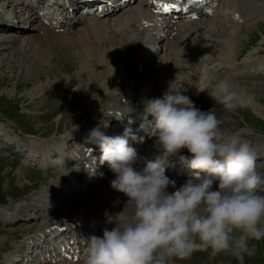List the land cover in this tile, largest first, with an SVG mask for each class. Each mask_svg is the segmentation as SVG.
I'll list each match as a JSON object with an SVG mask.
<instances>
[{
  "label": "clouds",
  "instance_id": "obj_1",
  "mask_svg": "<svg viewBox=\"0 0 264 264\" xmlns=\"http://www.w3.org/2000/svg\"><path fill=\"white\" fill-rule=\"evenodd\" d=\"M186 90L168 86L159 96L141 97L135 133L125 128L123 135L109 136L100 125L89 130L86 142L98 146L99 163L113 173L109 186L126 200L118 213H105L111 228L81 238L83 264H171L203 250L251 255L249 242L264 238V192L258 191L264 177L256 169L257 152L239 133H222L212 108L195 107L182 94ZM198 91L226 112L251 100L229 76ZM133 136L152 140L151 158L138 157L128 142ZM173 159L187 170L179 186L165 175ZM94 165L93 159L90 172Z\"/></svg>",
  "mask_w": 264,
  "mask_h": 264
},
{
  "label": "rangeland",
  "instance_id": "obj_2",
  "mask_svg": "<svg viewBox=\"0 0 264 264\" xmlns=\"http://www.w3.org/2000/svg\"><path fill=\"white\" fill-rule=\"evenodd\" d=\"M246 1L224 0L222 3V7L236 4L235 6L239 5L242 7L243 5L244 8H248L249 4H251L248 10H251L254 17L246 24L240 25V29L236 25L225 22L218 23L214 27L212 23L215 24L217 22L215 19L218 18L214 16L208 18L207 21L209 22L203 25L206 27L212 26L210 34H207V32L196 34L194 28H189L187 31H184L181 43V45L183 44L182 53L176 52V55L174 54V57L171 56L172 58L169 57L170 61H168V65L173 69L177 79L173 81L171 76H169L167 83L163 86V90L168 86L171 88H186L187 90L182 94L189 96L194 102L195 107L201 110H209L212 108L217 117L221 119L220 131L222 133H239L243 138L249 140L253 149L257 152L256 169L262 176L264 174V70H262L264 69V2H262L256 12H253L254 9H252V6H255L258 1L248 0L249 4L245 3ZM125 15V13H121L117 17L114 16L113 19L119 22ZM35 32L32 28L13 33L0 32V39L3 37L17 38L26 35L29 36L28 41L30 43L22 47L20 40L4 46L1 45L4 42H0V128L11 135L12 139L24 140L30 143V145L32 143L36 145L42 141H46L47 143L58 141L56 139L60 138V135L64 133L69 136L63 135L62 138L64 136L73 137L79 124L85 121L94 122L95 119L99 120L105 116L106 112V108L102 106H97L96 109L93 108L95 104L98 105V102H100L98 101L99 99H96L97 96L95 94L97 88L95 87L101 83V78L103 77L102 69L97 73L93 68L82 65V44L77 45L69 42H66V44L65 42L60 45L57 44L55 40L68 37L69 34L67 32H65L66 34H57V39L55 40L48 37L46 41L38 40L32 43L31 41L36 37ZM227 32H230L232 36H226L228 40L226 43L221 44L219 49H221V53L228 51V54L220 55L219 58L222 59L223 63L216 62L215 64L233 68L244 62L252 63L253 61L254 65H258L255 67L259 71L261 70L259 76L255 78L232 77V81L238 84L241 90L251 97L250 102L246 106L237 108L233 112L224 111L220 105L214 103L206 91H198V89L203 87L202 85L194 83L195 79H201L202 75H204L202 79L208 78L210 80L225 76V72L221 69L222 66L220 67L222 72L212 64V68L209 67L208 70L201 60L206 57V53L209 50L215 49L211 41L214 42L215 39L224 40V34L227 35ZM47 40L52 41L49 43ZM204 43L208 44L205 48L203 46ZM53 44L56 45L53 46ZM116 48L121 47L119 44H116ZM124 48L125 46L121 49ZM110 51L111 49H108V52ZM165 52L168 53V51L162 50L156 56V59H158L153 60L152 65H155ZM34 55H39L40 58L43 56V59L35 60L31 58ZM190 58L194 60H192V63L188 61ZM119 60L120 57L117 58L114 55V62H120ZM196 60H198V63ZM195 62L197 63V67H195ZM206 63L208 64L209 62L206 61ZM127 66L126 68L125 66L122 68L120 63V68L117 67V70L120 73H122L121 70L123 72H131L133 68L127 71L129 69ZM146 66L144 65V67ZM200 68L209 73L204 72L201 74L200 71L203 70ZM187 71L191 72L189 73L191 75L192 73L194 74L195 79L192 78L194 87L191 84L192 80L187 79L188 76L185 75ZM91 73L94 74L92 75ZM225 74L226 76H235L230 73ZM115 77L118 79L117 75ZM121 79L125 80L126 75H122ZM144 87L142 85L139 91H144ZM108 88L109 91L113 92V95H116L117 88L115 89V86ZM112 88L115 90H112ZM119 90L120 86L118 87V92ZM102 94L105 95L106 92ZM91 95L94 100L89 98L88 101L87 99ZM142 96L148 97L145 94ZM112 103H110V106ZM10 112L13 113L11 114ZM18 115H21V117H16ZM31 130L37 132L36 136L47 134L42 137L49 138L39 141L40 139L38 140V137L30 135L33 134L32 132H27ZM148 147L155 150L151 139ZM138 157H143V153L138 154ZM25 160L27 158L24 156L17 155L13 150H9L3 138L0 140V212L9 213L10 210H17L20 205L30 207V203L35 201L37 197L43 196L44 194L45 196L49 195V191L51 189L54 190V186H56L61 174L74 169L73 167L67 166H59L49 170L46 168H36L31 165H25ZM184 179L185 177L175 179L177 186ZM107 180H102L96 188H93L94 191L96 192L99 188L109 184ZM93 189L90 190V193L94 192ZM62 194V192L55 193V196L46 197H48L47 199L51 203L52 200H58V197L64 196ZM119 194L124 196L120 192ZM123 199L125 201L126 197ZM60 200L64 202L63 198ZM70 201L71 199L69 198L68 204ZM67 207L65 206L58 212H53V214H50V218L56 219L66 214L65 212L69 211ZM121 208L122 206L120 210ZM90 215L93 216L94 214L91 213ZM90 215L87 216L86 222H88V225H91L92 222L94 225L97 222L90 221ZM42 219L38 218L28 223L21 222L16 225L0 224V236H2L0 237V264H5L7 257L10 258L14 255L16 250H18V253L21 252V248L18 246H21L22 243H17V240L27 236L28 233L43 229L42 224L49 222L46 220L44 222ZM101 228L103 229V227L93 229V231L99 230L92 232V234L97 236L102 235ZM249 243L250 246L254 247L251 255H240L234 253L232 250H226L214 255L210 250L194 251L187 258L174 259L171 261V264H264V238L259 241L253 240ZM30 260V264H35L36 258L34 256L28 259V261Z\"/></svg>",
  "mask_w": 264,
  "mask_h": 264
},
{
  "label": "bare ground",
  "instance_id": "obj_3",
  "mask_svg": "<svg viewBox=\"0 0 264 264\" xmlns=\"http://www.w3.org/2000/svg\"><path fill=\"white\" fill-rule=\"evenodd\" d=\"M255 1H258V2H256L255 6H252L253 7L252 9H254L253 12H256V10L260 8V5L262 4V2H264V0H255ZM245 3L249 4L248 0ZM227 4H230V3H227ZM235 5L233 6L226 5L224 8L225 14L227 13L226 17L232 19L233 21L232 24H236V23L245 24L252 17H254V15H252L251 13V10L250 11L248 10L251 7V4H249L248 8H244L243 5H242L243 8L240 7L239 5L237 6ZM142 6L143 5L141 4L131 6L127 11H125V14H126L125 17L123 19L121 18L122 20H120L119 22L117 21L118 23L114 19L106 20L104 18L102 20L97 17L89 16V17L82 18V20L81 18L76 20V23L73 25L72 28H69V27L68 28H64V27L58 28L56 24L52 23L53 20L56 21V19L54 18V15L47 13V14H43V18L44 20L49 22L48 26L43 25L42 23L36 20H34V22L30 24L29 27L36 31L35 32L36 37L34 36L35 38L31 41L32 43L38 40L46 41L48 37L55 40L57 39V34L67 32V34H69L68 37H62L59 40H55V42L59 45L64 42L65 44L66 42L77 44V45L80 43L82 44L81 45L83 46L82 48L83 61L81 62L82 65H86V67L93 68V70L96 71L97 73L102 69L101 71H102L103 77L101 78V83L97 87H95L97 88L95 96H97L96 99H99L98 101L100 102H98L99 103L98 105L95 104L93 108L96 109L97 106H100V107L102 106L106 108V112H105V116H103V118L99 120H95L94 122H83L79 124L76 128L77 129L76 133L74 132L73 137L71 136L65 137V136H69V135H65L64 138L60 140V143L58 141L47 143L46 141L39 140V141H42V142H39V144L35 145L32 143L31 145H28V148H27L28 153L26 150H24V154H26L28 159L30 158V160H33V161L38 159V161L40 160V162L43 165H45L47 168L55 166V164L57 163V161H55V158L57 155L56 153L58 152V149H62V146H61L62 140L68 144L69 142L72 141V139L78 140L81 137H83L84 142H86V137L90 129H92L93 127H96L97 125L101 126V131L105 129L103 125L105 123L107 125L108 122H106V118L110 116V114L113 116L111 122H114L115 119L122 118L124 116L127 117L128 114H131V116L127 117V119L132 117L131 119L135 120L136 114L141 110V107H140L141 104L139 103H140L141 97H143L142 95L145 94L148 97L159 96L161 91L163 90L164 84L167 83L169 76H171L173 81L177 79L176 78L177 76L173 72V69L169 67L168 61H170L169 57L171 56L174 57V54L176 52L182 53L183 44L181 45V43L183 40L184 31H187V29L189 28L190 29L194 28L195 29L194 32L196 34H203L206 32L207 34H210V31L212 29V26H208V27L203 26V24H201V22L198 20L185 21V22L177 21L172 25H170V23L167 22L166 26L161 27L157 23L154 15L148 12L146 8ZM221 19H223L221 21H224V17H221ZM1 20L5 21V19H1ZM217 22L220 23V20H217ZM212 25L214 26L215 24L212 23ZM7 29L8 28L6 26L0 27V32H6ZM153 32H156L154 34L159 35L158 37L160 39L158 53H160V51L162 52V50L168 51V53L165 52L163 55L160 54L161 57L156 64L154 63L155 65H152V60L155 59L157 55L156 54L157 50L152 49L154 47L151 46L148 48V52L145 53L144 48H143L148 42L151 43V39L149 35H151ZM230 35L231 33H228L227 35L224 34V40L215 39L214 41L215 43L211 41L212 44L215 46V49L209 50L206 53V57L204 56L205 58L201 60L203 61L207 69L209 67L212 68V65H215L216 68L220 69L222 65H216L215 63L216 62L223 63L222 59L219 57L220 55H223V54L225 55L228 51L226 53H221L222 51L221 49H219V46H221V44L226 43V41L228 40L227 37H230ZM161 36H163V39H161ZM28 38L29 36L27 35L23 37H17V38L3 37L0 39V42H4V43H1V45L4 46L7 44H12L13 42L20 40L22 43L21 45L22 47L23 45H27L30 43L28 41ZM51 41H49V43ZM116 44H119L121 48L125 46V48L117 49ZM55 45L56 44H53V46ZM207 45H208L207 43H204L203 45L204 48ZM108 49H111V51L108 52ZM151 53L153 54L152 56H151ZM114 55L117 56V58L120 57V60H119L120 62H114ZM106 56H108V58H106ZM42 57L40 58L39 55H34L31 58L38 60V59H43ZM47 58H44V59H47ZM149 58H151L150 63L147 64L146 67H144V64L147 62V59ZM192 60L193 59L190 58L188 61L192 63ZM196 61L198 63V60ZM206 61H208L209 63L207 64ZM120 63H121L122 68L124 66L126 68L127 65L129 66L133 65L132 66L133 70L131 72H125V71L123 72L120 69L122 72L120 73L117 70V67H119ZM197 63L195 62V67H197ZM251 64H252L251 62L249 63L244 62L241 65L234 66L233 68H227L225 66H222L221 69H223V72L225 73H230L232 75L240 76V77L257 75L259 72L258 68H256L255 66H253L252 68ZM108 66L109 68H107ZM221 69L219 71L222 72ZM204 72H207V71L205 70L200 71L201 74H203ZM189 73L191 72L187 71L185 74L188 76L187 79L188 78L189 80H192V78L195 79L194 74L192 73L193 75L192 77V75ZM91 74L93 75L94 73H91ZM116 75L118 76V79L115 77ZM122 75H126V79L125 80L123 79L124 81L121 79ZM203 76L204 75H202L201 77L203 78ZM202 78L201 79L198 78V80L195 79L194 83L195 84L199 83L203 87L206 86L208 82L210 81V79L208 78L202 79ZM141 84L145 86L144 91H139V89L142 87ZM191 84L193 85V80L191 81ZM106 85H108L107 88H105ZM114 86H115V89L117 88L116 95H113V92L109 91V88H108V87H114ZM119 86H120V90L118 92ZM147 87L149 88L147 89ZM105 89L107 90L105 91ZM115 89L112 88V90H115ZM103 92H106V94L105 95L102 94ZM89 98L93 99V96L92 95L89 96L87 99L88 101H89ZM111 102L113 103L110 106ZM128 121L129 119L124 124H127ZM128 126L132 127V124L128 123ZM81 144H79V146L77 147V152H76L77 154L79 152L80 153L82 152ZM95 147L96 146H94V148ZM181 151L187 154L185 149H182ZM144 153H147V152H144ZM74 156L75 158L77 157L76 154H74ZM27 164H29V160H27ZM75 171H66L65 173L61 174L56 184L58 188L54 186L55 187V188L53 187L54 190L51 189L49 191V195H46V196L48 197L55 196V193H61L65 189L67 190L69 186H73L75 183L76 176H73L72 172H75ZM112 177H113V174L109 178V180ZM92 180L90 179L89 184L86 186L88 190L90 189V185L94 184ZM262 186L263 185H260L259 187H262ZM88 192L85 191L81 193L77 191V193H75V195H73L70 198V199H74L75 197L77 200L75 199L74 201H72L67 207L69 211L65 212L66 214L64 215H61V219L59 220L60 223L56 225L58 228H64L66 226L71 225L72 223H75L77 224L76 225L77 228H81L82 230L87 232V235H90L91 230L96 229L97 227L99 228L100 227H103V228L112 227L111 224H106L105 213H107L108 215H113L115 213H118V210L120 211V207L123 206V203H124L123 198H125V196H121L119 192L112 189L109 186V184L104 185L103 187L99 188V190L96 192L94 191L93 192L94 194L88 193ZM46 196L44 194L43 197L42 196L37 197L35 201L30 203L31 209L40 210L41 208L46 206L49 210H53V211L57 210L55 209L56 202L51 201L50 203L49 199H47L48 197ZM30 207H28L27 205H23V206L20 205V207H18L17 210L15 209V211L9 212L8 214L0 213L1 220L6 221V220H10V218L12 219L20 218L19 217L20 213H25L26 211H29ZM91 213H93L94 215L93 216L90 215ZM88 215L91 216V219H89L90 221L97 222V223L93 225V223L91 222V225H88V222H86V218ZM53 224L54 222H50V223L45 222L44 229H47L49 226ZM43 234H44V231H42L41 233L39 232L38 235H43ZM19 242L22 243V245L19 247H23L24 245H32L36 243V237L32 238V235L30 234V235H27L24 240L23 239L19 240ZM16 252L17 250L15 251V253ZM12 257H13L12 258L13 260H17L16 258L18 256L12 255ZM8 259L9 258L7 257V260ZM79 262L80 263L84 262V255L81 257V260ZM66 263L73 264L72 261H65L64 264ZM76 264H79V263H76Z\"/></svg>",
  "mask_w": 264,
  "mask_h": 264
}]
</instances>
